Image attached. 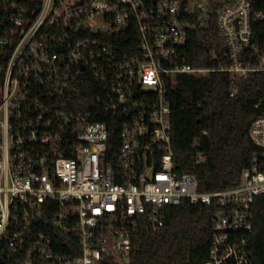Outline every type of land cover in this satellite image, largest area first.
<instances>
[{"label": "built area", "instance_id": "obj_1", "mask_svg": "<svg viewBox=\"0 0 264 264\" xmlns=\"http://www.w3.org/2000/svg\"><path fill=\"white\" fill-rule=\"evenodd\" d=\"M263 3L0 0V264H127L139 225L162 227L184 199L216 208L201 264H253L264 115L249 125L260 151L240 180L204 190L176 170L165 92L177 74L264 72ZM213 9L228 64L193 67L181 61L188 37ZM89 82L98 107H73Z\"/></svg>", "mask_w": 264, "mask_h": 264}, {"label": "trees", "instance_id": "obj_2", "mask_svg": "<svg viewBox=\"0 0 264 264\" xmlns=\"http://www.w3.org/2000/svg\"><path fill=\"white\" fill-rule=\"evenodd\" d=\"M256 7L264 8V3ZM260 39H264V34ZM181 61L207 68L228 64L215 9L204 25L190 32ZM87 86L80 84L67 98L73 107L78 104L81 109L98 107L92 84L89 82ZM232 89L236 92L230 95ZM165 96L171 108L176 170L193 172L204 190L237 183L241 170L250 166L260 151L250 139L248 128L254 118L264 115V72H252L236 79L226 71L177 74L167 84ZM95 119L110 117L100 114ZM119 129L115 124L110 130L108 156L120 142ZM199 154L202 159L198 161ZM215 211L213 205L193 204L185 199L166 207L162 227L153 230L146 223L139 225L127 264H201L211 243ZM249 244L253 264H264V194L256 196L253 202ZM60 245L69 252L65 243Z\"/></svg>", "mask_w": 264, "mask_h": 264}]
</instances>
